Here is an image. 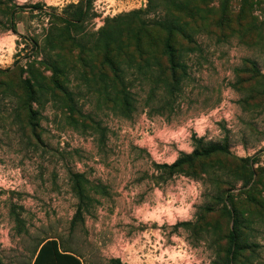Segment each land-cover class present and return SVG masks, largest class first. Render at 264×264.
I'll list each match as a JSON object with an SVG mask.
<instances>
[{
    "label": "rangeland",
    "instance_id": "rangeland-1",
    "mask_svg": "<svg viewBox=\"0 0 264 264\" xmlns=\"http://www.w3.org/2000/svg\"><path fill=\"white\" fill-rule=\"evenodd\" d=\"M49 238L264 264V0H0V264Z\"/></svg>",
    "mask_w": 264,
    "mask_h": 264
},
{
    "label": "trees",
    "instance_id": "trees-1",
    "mask_svg": "<svg viewBox=\"0 0 264 264\" xmlns=\"http://www.w3.org/2000/svg\"><path fill=\"white\" fill-rule=\"evenodd\" d=\"M211 150L218 149L219 147L213 145ZM182 163V158L177 159L172 165L176 166ZM230 240H234V233L229 235ZM113 264H121L119 260H113ZM32 264H81L78 257L74 254L61 250L58 241L55 238H49L42 241L35 253Z\"/></svg>",
    "mask_w": 264,
    "mask_h": 264
}]
</instances>
